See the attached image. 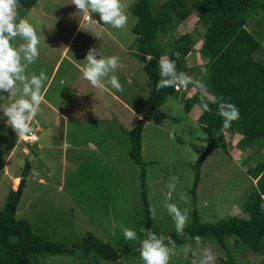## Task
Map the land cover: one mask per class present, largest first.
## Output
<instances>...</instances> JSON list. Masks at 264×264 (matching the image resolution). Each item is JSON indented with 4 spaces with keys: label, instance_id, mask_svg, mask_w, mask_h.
<instances>
[{
    "label": "rangeland",
    "instance_id": "374dc122",
    "mask_svg": "<svg viewBox=\"0 0 264 264\" xmlns=\"http://www.w3.org/2000/svg\"><path fill=\"white\" fill-rule=\"evenodd\" d=\"M51 1L54 9L68 4V0ZM137 1L124 0L128 6ZM146 1L152 15H155L160 11L161 4L165 0ZM192 1L194 0H187L186 3L187 7L193 9L187 19L182 22L174 19L175 27L163 34L159 32L158 40L168 49L170 47L169 33L174 36L185 32L190 33L193 42L183 66L185 73L199 81L200 76L206 73L207 58L200 52L202 35L206 26L198 19L196 14L198 11L192 7ZM25 11L26 9L20 5L17 9L18 16ZM126 11L129 14L126 30L118 31L113 28V32L121 37L120 41L124 42L130 50L129 54L132 58L117 50L108 54L109 56L118 55L126 66L124 70L117 73L124 89L117 94H120L122 99L139 112L142 118L149 111L151 86L148 75L142 67L145 61L140 56V42L135 40L132 29L137 18L131 7ZM61 13L72 22L68 20L55 23L50 32L52 35L50 38L57 42L63 41L74 32L76 25L73 21H76L80 14V12H69L66 8ZM245 17V28L259 42V48L253 53V58L255 61L264 63V9L248 7ZM37 19L38 17L29 22L42 38V33L48 30L44 26L47 22L44 21L42 27L37 24ZM173 25L171 24V27ZM82 32L79 34H85L83 29ZM107 47L111 49L110 42ZM50 49L51 46L48 44L45 50L48 52ZM39 50L42 51V41ZM165 52L162 51L161 56L165 55ZM75 54L80 55L81 52L77 51ZM50 57L54 61L57 53ZM34 64L42 66V62L38 59ZM183 89L181 96L176 93L168 97L169 99L162 106L151 111L146 119L143 117L146 123L141 136L143 149L141 148L142 163L140 164L129 157L130 139L123 130L134 125V118L131 121H118V118L112 117L98 124L100 134L104 132V135H101L102 139L105 142L112 141L108 143V146L112 147L107 149L110 154L114 153V158L109 155L107 159L105 153L90 158L86 150L77 156L73 150H68L64 155L59 148L37 149L36 142L29 145L26 137H21L16 143L19 136H16L10 127L0 123V211L4 209L12 178L19 177L25 163L29 162L34 168L32 170L43 176L48 171L50 176H44L45 180L41 178L35 180L38 176L28 180V187L24 189L17 206L16 217L28 220L35 234L66 246L80 243V240L91 232L101 241L117 249L134 251L137 250L138 243L125 240L121 226L133 228L139 233L141 228L148 229V222H150V229L158 235L166 236L173 232L174 222L163 206L168 192L166 185L172 176L179 177V183L177 191L172 193V200L169 202L176 203L181 208L188 207L190 222L193 208L197 210L201 222H215L242 215V206L255 188V180L248 175V169L255 163L256 151L248 149L241 152L236 145L239 136L231 137L233 141H230L231 135L225 132V135L229 136L225 139L227 149L218 147L204 159L199 171L200 179L193 192L197 174L196 162L204 151L207 140L206 133L197 117L202 111L200 97L203 93L193 85ZM1 94L3 97L0 100V109L9 103L8 94L0 92ZM42 95L44 96L43 89ZM47 97L48 95H45V99ZM84 97L87 107L90 106L91 104L87 103V96ZM186 103L190 106L188 112L191 116L186 112ZM44 105L43 102L41 109ZM0 117L1 120L7 119L3 117L2 111H0ZM88 121L84 125H77L78 133L82 137L91 138L87 135L88 130L97 122ZM31 126L35 127L33 122ZM38 135L41 136L40 133ZM261 142H264V139ZM112 149L114 151H111ZM260 152L264 153V144ZM7 156L9 158L5 160ZM18 183H13V188H16ZM141 191L146 192L149 207L151 205L156 208L154 218L151 215L147 216L145 212ZM181 191L186 192L190 197L187 205L180 200ZM188 246L196 245L187 243L177 246L170 264H197L199 257H193L191 252H185ZM213 247V249L216 248L213 251L217 256L216 264H224L225 251L215 245ZM228 247L237 264H258L260 260L259 256L250 250L241 254L244 247L235 244L234 240L229 241ZM40 263L143 264V261L140 257L131 256L130 252L126 251L116 261L102 258L91 260L76 254H61L44 256L40 259Z\"/></svg>",
    "mask_w": 264,
    "mask_h": 264
},
{
    "label": "trees",
    "instance_id": "16d2710c",
    "mask_svg": "<svg viewBox=\"0 0 264 264\" xmlns=\"http://www.w3.org/2000/svg\"><path fill=\"white\" fill-rule=\"evenodd\" d=\"M36 2L37 0H19V4L26 10ZM186 3L187 0H165L161 4L160 11L155 15H152L146 0H138L131 6L137 18L132 29L140 42V56L145 61L143 68L151 86L149 111L144 118L151 111L162 106L168 97L178 92L175 88L156 90L160 79L158 61L161 52L166 51L171 59L176 60L177 71L186 72L183 63L193 42L190 33L185 32L178 36L169 33L168 49L158 40L159 32L163 34L175 27L174 19L182 22L191 14L193 9L187 7ZM253 6L264 9V0L192 1V7L198 11L196 13L198 19L206 26L200 47V52L207 58L206 73L199 79L217 96H223L234 103L240 111V119L234 121L228 129H223L222 118L215 114L217 107L215 104H210L212 112L201 111L197 116L207 140L205 149L196 162L197 174L192 191L194 192L200 179L199 171L204 159L218 147L227 149L225 132L231 135L230 141H233V136H239L236 145L241 152L254 149L257 157L254 156L255 163L248 169V175L255 180V188L242 206V215L215 222H201L197 210L193 208L192 221L185 229L190 236H201L202 246L210 247L214 251L215 245L220 250H224L226 256L224 264H237L228 247L230 240H234L235 244L243 245L241 254L250 250L259 257H264V153L260 152L264 144L261 142L264 139V63L254 60L253 53L259 48V42L245 28V12L248 7ZM93 17L99 19L95 14ZM174 53H179L178 59ZM185 109L190 111L187 103ZM144 118L128 131L129 155L138 164L142 163L141 135ZM28 172L29 163L26 162L17 187L10 188L4 209L0 211V264H41L42 257L61 254H76L91 260L102 258L116 261L123 252L129 251L131 256L140 257L138 248L134 251L117 249L101 241L91 232H88L80 243L71 246L35 234L28 220L16 217ZM141 185L143 186V183ZM141 193L145 212L149 216L146 192L141 191ZM166 236H170L177 246L195 244L191 239L178 236L175 230ZM258 264H264V259H260Z\"/></svg>",
    "mask_w": 264,
    "mask_h": 264
},
{
    "label": "clouds",
    "instance_id": "9594fccd",
    "mask_svg": "<svg viewBox=\"0 0 264 264\" xmlns=\"http://www.w3.org/2000/svg\"><path fill=\"white\" fill-rule=\"evenodd\" d=\"M72 5L78 11L87 14L89 20L92 19L93 14L98 16L99 19L95 21L97 24L109 25L117 30L124 29L128 25L129 14L126 11L128 5L124 0H72ZM19 7V0H0V92H6L10 101L0 111L3 117L7 118L6 126L19 136V140L21 137H31L33 141H38V135L35 134L31 122L41 112V104L44 100L42 89L48 77L43 70L38 75L35 72L29 73L30 66L40 55L41 35L28 19L18 20ZM17 38L23 43L14 46L13 42ZM174 55L179 58V53ZM84 61L86 63L82 69V77L93 88L104 90L106 86H110L116 92L124 90L117 73L126 66L118 55L105 56L93 47L86 52ZM158 68L160 79L156 85L157 91L163 88H175L179 92L193 85L203 93L200 97L202 112H212L210 104L217 106L215 114L222 118L223 129L230 128L234 121L240 119V111L234 103L223 96H217L202 80L197 81L187 73L177 71L176 60L171 59L167 54L159 58ZM228 138L229 136L225 135V139ZM26 141L30 144L37 142H30L27 139ZM33 174L39 175L35 170ZM178 183L179 177L170 178L166 185L168 189L166 199L163 202L164 208L174 222L175 232L178 236L195 242L196 246L186 247L185 252H191L193 257H199L197 264H216L217 256L210 247L202 246L203 238L199 235L190 236L185 232L190 222L189 208H181L178 204L169 202L172 200V193L177 191ZM189 199L188 194L181 191L180 200L187 205ZM149 212L154 218L155 206L150 205ZM121 227L125 240L138 243L143 264H170L177 247L170 236L158 235L146 228H141L138 233L133 228ZM259 258L264 259V257Z\"/></svg>",
    "mask_w": 264,
    "mask_h": 264
},
{
    "label": "crops",
    "instance_id": "0c3cea01",
    "mask_svg": "<svg viewBox=\"0 0 264 264\" xmlns=\"http://www.w3.org/2000/svg\"><path fill=\"white\" fill-rule=\"evenodd\" d=\"M132 5L130 4L128 9ZM65 8L72 13L80 12L72 5V0H68V4L64 7L59 6L55 7V9L51 0H37L34 6L18 16V20L26 18L29 21L38 17L37 24L43 27L44 21H46L47 23H45L44 26L48 28L47 31L42 33L41 38L42 51H40L38 61L42 62V66L34 64L33 67L29 69V73L35 72L37 75L43 70L48 77L43 88V102L45 105L36 119L32 121L35 125L33 129L36 131L37 135L38 133H40L41 136L44 134L43 137H39L38 135V141L36 142L37 149L46 148L53 150L59 148L63 151L64 155H66L68 150H73L77 156H80L83 150H86L90 158L98 154L102 155L103 153L107 154L105 156L106 159L109 155L114 158V153L110 154L107 149L108 147H112L108 146V143L112 141L107 140V142H105V140L102 139L101 135H104V132L100 134L98 124L103 120L106 121V118L113 117V119L118 118V121H131L134 118L135 123L133 124L135 125L139 120L143 119L146 114L141 118L139 112L135 111L132 106L122 99V96L117 94L110 86H106L104 90L93 88L88 81L83 79L82 69L86 63L84 58L89 48H97L105 56H109L111 52H115L114 50H117V52L121 54L129 55L131 58L132 56L129 54L130 50L127 49L125 43L120 41L121 37L114 34L111 26L97 24L95 23L97 20L96 18L92 16V19L89 20L87 19V14L83 12H80L78 19L73 21L75 22L76 28L68 38H65L63 41H58L59 43L56 40H52L50 38L52 37L50 32H52L55 23L59 21L67 22L70 20L62 16L61 12L64 11ZM30 16L32 17L30 18ZM61 16L63 18H61ZM70 22L72 21L70 20ZM82 29L85 34H79L83 33ZM122 30L125 31L126 29L124 28ZM134 36L136 40V35L134 34ZM107 40L111 43V49L107 47ZM13 43L14 46H19L23 41L17 38ZM48 44L51 46V49L47 52L45 48ZM77 51L81 52V54H75ZM55 52L57 53V58L52 61L50 55H53ZM97 58H99V56H97ZM54 84L56 86H54ZM181 92L182 91L177 92L179 96L183 94ZM45 95H48L47 99H45ZM84 96H87V103L91 104L88 107L85 103L86 99ZM2 97L3 94L0 95V100ZM116 102L118 104H116ZM186 112L191 116L188 111ZM199 112L200 111H198V113ZM120 113H122V115H120ZM87 120H89L88 122H97L95 123L96 125L88 130L89 133L87 135H90L91 138L88 136L82 137L78 133L79 128L77 125H84ZM5 121L6 120H1L0 117L1 124L6 125ZM145 123L144 120V125ZM131 128H123V130L128 134ZM19 141L18 138L16 143ZM111 151H114V149ZM8 158L7 156L5 160ZM32 169L34 168L29 163V172L26 177L27 181L25 188L28 187V180L36 176L38 177L35 178V180L39 178L45 180L43 178L44 176H50L48 171L44 176L42 174L34 175ZM12 182H19V177L15 176L12 178L11 187H13Z\"/></svg>",
    "mask_w": 264,
    "mask_h": 264
},
{
    "label": "built area",
    "instance_id": "2783aa9c",
    "mask_svg": "<svg viewBox=\"0 0 264 264\" xmlns=\"http://www.w3.org/2000/svg\"><path fill=\"white\" fill-rule=\"evenodd\" d=\"M175 90H177V89H175ZM35 131V130H34ZM35 134H36V131H35ZM37 135V134H36ZM38 137V136H37ZM26 139L28 140V141H30V142H35V141H37V140H35V141H33L32 139H31V137H26Z\"/></svg>",
    "mask_w": 264,
    "mask_h": 264
}]
</instances>
